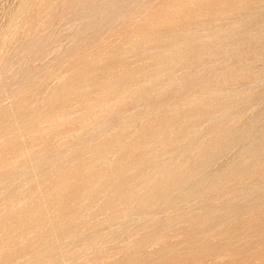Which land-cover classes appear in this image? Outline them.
Wrapping results in <instances>:
<instances>
[{
	"label": "rangeland",
	"instance_id": "374dc122",
	"mask_svg": "<svg viewBox=\"0 0 264 264\" xmlns=\"http://www.w3.org/2000/svg\"><path fill=\"white\" fill-rule=\"evenodd\" d=\"M109 1L0 0V165L17 160L15 168L18 170L24 164L34 167L38 161L41 162L38 159L46 149L74 144L75 131L84 122L77 112L80 102L104 97L103 84L88 87L84 96L73 97L63 105L67 118L54 132L50 127L58 121L57 108L62 106L58 102L55 112L47 113V117H42L38 123L40 132L37 137L22 129L18 139H3L6 130L1 119L7 115L9 119H4L6 121H21L29 116V109L43 111L50 101H56V90L69 81L73 63H83L87 59L94 63L92 67L97 65L94 73L91 72L90 81L105 78L106 72L102 76L100 70L107 63L120 69L117 77L127 78L131 74L142 79L145 72H153L156 63L160 62L150 55L153 51L155 54L158 51L157 56L160 55L150 33L170 35L172 29L181 28L191 34L196 25L199 42L191 53L200 62L191 68L202 67L208 57L216 53L215 46L220 40L214 39V34L223 29L230 30L228 27L235 24L224 43L234 53L244 51L241 62L237 57H227L216 67L219 68L220 80L228 79L239 69L255 74L251 81L245 78L238 81L239 87L253 96L251 102L256 105L255 110L250 109L248 104L246 110L237 113L247 130V125L253 122L251 137L231 143L224 153L211 161L205 162L201 155V158L192 157L177 163L171 171L181 179V185L169 188V198L163 197L162 189L143 190L141 187L142 190L137 193L147 201L146 206L140 205L137 196H124L123 200L127 199L129 203L122 202V207L126 208L129 204L131 207L122 212V218L118 220L111 218L117 209L105 207L104 196L108 190L103 186L112 173L108 171L107 177L99 184L94 201L68 202L70 207L76 208L78 220L75 223H82L80 227L87 230L81 236L63 235L61 226L67 213L52 207L50 200H45L62 193V185L66 186L65 191L74 189L75 194L80 192L76 186L81 179L76 177V173L88 170L84 169L87 161L85 163L72 155L66 175L60 169L56 170L58 167H53L48 171L47 179L40 174L33 182L21 178L17 184L24 188L25 193L19 196L13 194L16 181H7L0 185V213L4 212L0 218V264H264V0H132L130 12L114 18L103 7ZM112 1L114 4L120 0ZM89 15L100 23L92 30L85 22L82 23V18ZM78 40L83 42L78 43ZM131 48L145 53H135ZM161 51L165 55L163 68L168 70V74L180 76L184 67L177 65L173 51L167 48ZM113 56L115 59L111 60ZM85 83L78 85L84 86ZM200 89L201 86H194L189 96H196ZM165 94L155 95L154 102L170 99L174 105L183 104L182 95L173 94L175 99L170 97L172 92ZM133 99L120 95L111 106L114 110L112 114L124 116L132 113L133 106L141 104ZM235 102L241 101H227L229 105H235ZM142 124L133 123L132 133H137ZM2 148H5L4 151ZM110 155L115 166L117 163H134L139 167L142 163L138 158L135 162L123 159L117 152ZM203 164H206L204 168ZM45 169L43 167L42 171ZM197 169L201 171L195 173ZM136 173L137 170L133 169L123 174L127 176L112 178L116 179V183L124 184V180L128 181ZM35 192L40 200L30 202L29 196ZM249 194H253L252 200ZM18 201L26 206H14ZM12 203L14 205L10 206ZM37 210L50 216V220L41 226L31 221L36 215H41ZM48 233H53L52 239H46ZM34 243L35 251L31 249Z\"/></svg>",
	"mask_w": 264,
	"mask_h": 264
},
{
	"label": "bare ground",
	"instance_id": "6f19581e",
	"mask_svg": "<svg viewBox=\"0 0 264 264\" xmlns=\"http://www.w3.org/2000/svg\"><path fill=\"white\" fill-rule=\"evenodd\" d=\"M111 1L107 2V4L103 6L105 11L110 12L111 18H114V16L119 17L122 14L129 13L131 4L133 3L132 0H120L118 2H115L114 4L113 1L112 2ZM84 22L86 23L87 27L90 28L91 30L96 28L98 25H100L99 21L93 20L90 17V15L84 16L82 18V23ZM197 27L198 26L196 25L194 32H191V34L189 33V30H185L181 28L172 29L170 35H163L160 33L151 32L150 35L155 39L153 40V42L156 45V49L159 50L160 55L157 56V54H159L158 51L156 52V54L153 51V53H150V55L156 57V60L160 62L156 63L153 72L151 73L145 72L144 73L145 75L143 76L142 79L137 78L136 75H131V74L129 76L127 75V78L117 77V75H120V69L118 67H111L108 65L109 63H107L103 65V67L100 70L102 76H104L106 72L105 78L101 79V81L100 80L90 81L91 77L93 76L91 72L94 73L95 67L97 65L92 67L94 63L88 61L87 59L84 60L83 63L72 61L75 62L73 63L72 71H71L73 72V74L70 75L69 81L62 83L60 87L56 90V94H55V97L57 98L56 101L53 102L50 101V103H48L45 106V108L42 109L43 111H37L36 109H32V108L29 109L28 110L29 116L21 121L12 119L13 121L9 122L4 120V119H9V116L7 115L2 116L1 119L3 120V125H5V130H6V133L3 134L2 137L3 139L8 138L11 139L12 141L18 139L21 135L22 129L28 131L29 135L37 137L39 136V132H40V128H38L37 126L39 125L38 123H40L42 117H47V113L55 112L54 110L56 109L57 102L62 106L60 108H57V111L59 112L58 121L55 122V124H52L50 127L53 130V132L54 130L59 129L64 123L63 119L67 118V110L65 109V107H63V105L65 106L66 103H69L73 97L84 96L86 89L88 87L100 86V84H103V86H105L104 97L98 98L100 97L98 96L80 102V108L77 109V112L79 117L84 119V122L80 126V128L75 131V134L77 135L74 144L66 145L63 147L55 145L51 149H46L45 152L43 151L44 153L40 155L38 159L41 160V162L38 161V164L34 165V167L32 166L28 167V165L24 164V166L20 167L21 170H18L17 168H15V164L17 160L12 162L2 163L0 165V185L6 183L7 181H11V182L16 181L13 194L15 196H19L25 193L24 188L19 184H17V181L20 180L21 178L24 177L25 181L33 182L37 177L36 175L40 174L42 178L47 179L49 175L48 171H50V168L53 167H58V169L56 170L60 169L59 171L64 175H66L67 171L70 169V167H68L70 166L68 164V160H71L70 157L72 155L77 159H82L83 162L85 161V163L87 161L88 164L85 165L84 169L88 168V170H85L83 172L80 171L76 173V177H79L81 179V181L78 182L76 186V188H78L80 192L77 191V194H75L74 189H68L67 191H65L64 187L66 186L62 185L63 187L62 193H59L54 198H47L45 200V201L50 200V205L52 207H55L60 210H64L67 213V218L66 220L64 219L65 221L61 226L62 229L60 228L62 234L65 235L66 237L81 236L82 234H85L87 230L84 227H80L82 223L81 224L75 223L78 220V218H76L77 211L76 208L70 207L68 205L69 204L68 202L79 201V203L81 202L85 203L88 201H94L96 199V193L98 191L99 184L102 183L101 180L103 178L107 177L108 174L106 175V173L108 171L112 172L113 175H111L112 173L108 175L107 180L105 179L107 183L103 186V188L108 190V194L104 196V199L106 198L105 207H111L117 209L114 212V214L111 216V218L118 220L122 218L121 215L122 212L128 211L131 207L130 204L126 205V208L122 207L123 206L122 202H126L127 200V199L123 200L124 196H129V195L137 196L138 202L140 203L141 206L147 205V201L139 197V194L137 193L139 190L142 189L143 190L149 188H152L153 190L162 189L163 197L169 198L168 196L169 188L174 189V188H178L181 185L180 182L181 179L178 176H174V173H172L171 171L173 170V167L177 163H180L182 160L190 159L192 157L194 158L197 157L198 159L201 158L200 157L201 155L202 158L205 160V162H208L213 159H216L222 153H224V151L229 147L231 143L235 141L239 142L250 139L251 136L249 134L251 129L253 128V122H250L247 125L249 127V129L247 130L245 128V124H243V122L241 121L242 119L238 116L237 113L238 112L241 113L244 110H246L248 104H250V109L255 110L256 105L252 104L251 102L253 96L247 94L245 90H242L239 87L238 81L243 78L247 79L248 81H251L253 80L255 74L249 70L242 71L239 69V70H235V72L232 73L228 79L220 80L218 77L219 68L216 67V64L223 63L227 59V57H237V59L239 58V62H241L240 58H242L244 51L242 52L238 51L234 53L230 50L229 46H226L227 43H224V41L227 42L230 32L234 30L235 24H233V26L231 25L228 27L230 30L223 29L218 31L216 34H214L213 38L220 40V43H217V45L215 46L216 53L208 57V60L205 61V64H203L202 67L191 68L193 65H195V63L200 62V60L195 59L194 53H191L193 50H196V47H194V45L197 44V42H199V39L196 37V35L199 33ZM193 35H195V37H193ZM250 39L255 40L254 37H251ZM81 42H83V40H78V43ZM147 42L148 41H146V43ZM166 48L173 51V53L175 54L174 59L177 61V65L184 67L182 69V74L180 76H178V74L176 73L168 74L167 73L168 70L163 68L164 63L162 61L164 60L165 55H162L163 52L161 51V49H166ZM131 50H133V52L135 53H140V54L145 53V51L143 52L137 48H131ZM184 51H186V54H182ZM114 59L115 56L111 58V60ZM108 60L111 61L110 59ZM109 71H113V72L110 73ZM60 79L62 80V78ZM78 79H80L79 82L77 81ZM81 82H86V83L84 86L79 87L78 84ZM194 86H201V89L196 96L192 97L189 96V93L191 92V89L194 88ZM168 92H172V95H170V97L175 99H176V95L174 97L173 94L182 95L181 100H183V104L174 105L172 104L173 101H170V99H167L159 103L154 102L155 95H162ZM120 95L124 97H133L134 98L133 100L137 102L139 101L138 103L141 104H137L138 106L134 105L132 108L133 112L130 113L129 115H124V116L113 115L112 111L114 110L111 109V106L119 99ZM228 99H231L232 101L238 100L241 102H235V105H229V103H227ZM136 122H142L143 123L142 127L137 131V133H132L131 126L133 123ZM205 130H207L206 133L204 132ZM203 133L205 134L203 135ZM3 149L5 148H2V151H4ZM90 149H92L91 152ZM112 152L114 153L117 152V154L119 155L121 154V157L123 159H127L132 162H135V159L138 158V161L140 160L142 161V163L139 167H136L134 163H133L134 166L120 164V163H119L120 165H117L118 163L116 164V166L114 164L112 165L113 156L110 155V153ZM40 153H38L37 155H39ZM205 166L206 164H203L202 168H204ZM43 167H46L44 171H42ZM133 169L137 170L136 175L131 176L128 181L127 179L124 180L126 181V183L124 184H119L118 182L117 184L115 181L116 179L114 180L112 178L115 177L116 175H120V176L122 175L123 177L127 176L123 174H126L128 171ZM198 171H201V169H197L195 173H197ZM219 173L216 174L220 175ZM148 178L151 179L149 180ZM142 179L145 180L141 181ZM155 180L157 182H155ZM122 181L123 180H121V182ZM212 181L213 180H211V182ZM219 183L223 184L222 182ZM139 187H141L142 189ZM82 195H86V196L84 197ZM237 195H241V194H237ZM261 195L258 196H260L261 198ZM29 198H30V202L40 200V197L37 195L36 192L31 194ZM152 199L154 200V196L151 197V200ZM120 200L122 201L120 202ZM13 205L14 203H12L10 206ZM14 206L17 207V206H26V205H24L22 201H18L17 204ZM37 211L40 212L41 215L39 216L36 215V217L31 219V221L35 223L37 226H41L45 224L48 220H50L49 218L50 216L45 215V213H43L42 210H37ZM70 212L73 214H70ZM3 214L4 212L0 213V218L3 217ZM228 234L229 232L226 233V236ZM53 236H54L53 233H48L46 239L47 238L52 239ZM35 245L36 243L31 245L34 246L31 247V249H34ZM33 251H35V249Z\"/></svg>",
	"mask_w": 264,
	"mask_h": 264
}]
</instances>
